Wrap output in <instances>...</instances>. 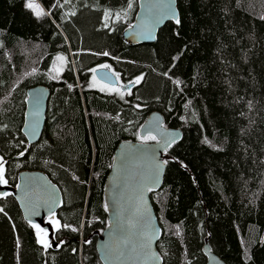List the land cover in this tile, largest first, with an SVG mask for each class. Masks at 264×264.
<instances>
[{"label": "trees", "instance_id": "trees-1", "mask_svg": "<svg viewBox=\"0 0 264 264\" xmlns=\"http://www.w3.org/2000/svg\"><path fill=\"white\" fill-rule=\"evenodd\" d=\"M32 1L0 0V159L13 185L21 169L59 185L64 243L45 253L9 195L0 264H102L97 232L109 225L104 185L115 151L123 140H153L139 132L155 110L183 131L151 193L164 264H206L207 242L227 264H264V0H177L180 23L136 46L122 33L139 0H34L40 16ZM58 53L68 60L54 78ZM103 65L127 88L95 87ZM38 84L51 94L42 138L29 144L27 92Z\"/></svg>", "mask_w": 264, "mask_h": 264}, {"label": "water", "instance_id": "water-1", "mask_svg": "<svg viewBox=\"0 0 264 264\" xmlns=\"http://www.w3.org/2000/svg\"><path fill=\"white\" fill-rule=\"evenodd\" d=\"M177 17L179 19L177 0H139L136 18L123 31L122 38L130 46L152 44L159 30L168 22H175ZM94 74L103 83L118 84L117 76L108 68H97ZM50 94L45 84L28 89L22 130L29 144L42 138ZM139 135L141 139L148 136L155 139L123 140L115 151L105 181L109 225L97 232V252L102 264H164L158 249L163 228L151 193L162 188L166 172L164 155L183 138V131L165 125L163 114L155 110L146 118ZM0 164L6 181H0V203L12 195L24 220L35 230L38 245L45 253L59 251L64 243L58 237L62 227L58 213L64 204L59 185L40 169H21L13 185L7 178V163L0 159ZM149 188L151 190H147ZM203 251L207 255L206 264H227L212 251L208 242Z\"/></svg>", "mask_w": 264, "mask_h": 264}, {"label": "rangeland", "instance_id": "rangeland-1", "mask_svg": "<svg viewBox=\"0 0 264 264\" xmlns=\"http://www.w3.org/2000/svg\"><path fill=\"white\" fill-rule=\"evenodd\" d=\"M34 5H38L39 6V9L43 11L42 7L40 6V4L37 2V1H32L30 2ZM33 10V9H32ZM36 13V12H35ZM67 55L64 54V53H58L56 56H55V60L53 62V66H52V69H51V72H50V75L54 78H58L62 75L65 67H66V63H67ZM108 84H105L101 81H99L97 78H95V87H97L98 89L100 90H108ZM120 90V89H118Z\"/></svg>", "mask_w": 264, "mask_h": 264}, {"label": "snow or ice", "instance_id": "snow-or-ice-1", "mask_svg": "<svg viewBox=\"0 0 264 264\" xmlns=\"http://www.w3.org/2000/svg\"><path fill=\"white\" fill-rule=\"evenodd\" d=\"M27 6H28L30 9H33V10L36 12V15H37V16H40V15L43 14L42 10L39 9V6H38V5H34V4H32V3H29ZM129 7H131L130 4H129ZM173 16L175 17V12H173ZM116 18L119 19V13L116 14ZM105 19H106V20L108 19V16H107V15H106ZM175 22H176L177 24L180 23L178 17L176 18ZM105 26H107V25H105ZM104 55H107V53H104ZM102 67L107 68V67H109V66H108V65H103ZM33 71H35V70H33ZM93 71H95V70H93ZM176 83L179 84V81H176ZM151 139L154 140L155 137H151ZM3 172H4L3 166H2V164H0V181L6 183V181L3 180ZM147 190H151V189L149 188V189H147ZM0 211H3V209H0ZM110 226H111V225H110ZM37 227H38V226H37ZM41 243H43V241H41ZM46 246H47V245H46Z\"/></svg>", "mask_w": 264, "mask_h": 264}, {"label": "flooded vegetation", "instance_id": "flooded-vegetation-1", "mask_svg": "<svg viewBox=\"0 0 264 264\" xmlns=\"http://www.w3.org/2000/svg\"><path fill=\"white\" fill-rule=\"evenodd\" d=\"M117 79H118V84L116 85V86H114V87H118V88H120V89H126L127 87H126V85L124 84V82H122V80H121V78L120 77H117ZM106 84V83H105ZM111 86V85H110Z\"/></svg>", "mask_w": 264, "mask_h": 264}]
</instances>
